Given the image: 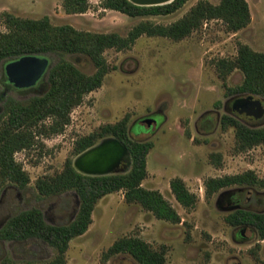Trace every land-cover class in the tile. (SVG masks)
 I'll use <instances>...</instances> for the list:
<instances>
[{"label": "rangeland", "instance_id": "rangeland-1", "mask_svg": "<svg viewBox=\"0 0 264 264\" xmlns=\"http://www.w3.org/2000/svg\"><path fill=\"white\" fill-rule=\"evenodd\" d=\"M63 1L0 0V13L8 11L33 19L49 16L55 25L69 24L81 31L117 32L126 36L141 20L173 23L199 0H190L168 16L137 18L104 9L101 0H90L91 7L86 13L68 14ZM208 1L218 4L220 0ZM247 1L254 20L236 33L227 31L222 21L211 20L182 40L143 35L131 49L106 50L109 73L102 86L87 94L83 103L72 110L65 130L58 135H38L31 149L15 154L16 160L30 174L31 182L26 188L9 184L1 192L0 228L11 216L33 207L40 208L49 223L72 221L79 207L78 195L68 191L51 197L41 196L35 181L40 176L61 171L67 158L75 160L77 156L72 155V151L78 138L129 116L131 136L154 142L143 186L160 191L176 208L182 222L174 224L158 219L140 204L128 203L123 191L108 194L97 203L88 231L70 242L68 264H139L123 253L104 263L103 254L124 236H139L155 249L165 245L167 264H264V240H260L251 227H234L227 223L226 216L235 209L224 210L218 205L224 195L237 192L245 209L264 211V188L230 186L209 199L205 188V180L210 177L248 170L264 178V146L238 152L234 129L223 130L220 120L225 114L236 115L231 107L224 110V105L231 100L232 106V99L234 101L238 95L228 94V88L239 85L244 75L234 70L224 82L216 68L217 60L233 58L239 43L264 52V0ZM0 29L6 30L1 20ZM23 56L4 60L5 66L1 64L0 99L27 100L47 90L44 89L48 86L45 73L36 80L39 75L28 66L14 65ZM49 56L53 65L60 59L56 54ZM64 57L87 74L96 70L86 55L66 54ZM254 97L257 102H264L263 97ZM3 110L4 103L0 101V116ZM149 117L156 123L145 124ZM248 123L263 126L264 114L260 120ZM212 153L222 155L220 167L211 159ZM123 162L124 166L113 171L127 172L132 162ZM175 177L182 178L198 196L195 208L186 210L176 200L170 187ZM258 243L260 248L256 249ZM54 253L50 245L39 239L0 240V264L6 257L20 264L30 260L43 262L53 258Z\"/></svg>", "mask_w": 264, "mask_h": 264}, {"label": "trees", "instance_id": "trees-1", "mask_svg": "<svg viewBox=\"0 0 264 264\" xmlns=\"http://www.w3.org/2000/svg\"><path fill=\"white\" fill-rule=\"evenodd\" d=\"M190 0H172L164 4L141 5L134 0H101L104 9L114 10L130 17L168 16L183 8ZM68 14H83L90 7V0H64ZM6 30L0 29V67L2 61L28 54H56L60 59L49 70L47 89L27 100L9 97L0 116V195L9 184L26 188L30 174L15 158L22 150L31 149L38 135L61 134L71 121V112L81 105L87 94L97 90L109 73L105 52L131 49L143 35L166 37L175 41L191 35L211 20L222 21L229 32H238L252 21L247 0H220L218 4L199 0L177 21L170 24L153 20H141L126 36L117 32L98 33L81 31L69 24L55 25L49 16L39 19L23 18L8 11L0 13ZM66 54H83L94 63L96 70L87 74L74 63L65 59ZM219 77L225 82L234 70H240L244 78L239 85L228 88L230 95H254L264 98V52L256 51L245 43H239L233 58H220L216 62ZM43 89V90H44ZM50 121V123H48ZM223 130L235 131V149L246 152L256 146H264V125L253 126L237 115L225 114L221 118ZM113 138L127 148L131 168L124 173L87 175L76 169L74 158H67L61 171L40 176L35 187L41 196L51 197L74 191L79 198L76 216L66 224L49 223L40 208L33 207L11 216L0 228V240L26 241L39 239L54 249V256L43 262L26 261V264H68L67 252L70 242L85 234L93 222V212L104 196L123 191L128 203H138L155 217L174 224L182 222L176 208L158 190L147 189L143 181L148 177L147 160L154 142L138 140L131 136L129 116L116 123L101 126L97 131L78 138L72 155L78 156L95 146L99 140ZM216 166L222 165V155L212 153ZM230 186L264 188V178L253 170L239 174L210 177L205 180L206 198ZM176 200L186 209L197 206L198 196L189 190L185 181L175 177L170 182ZM230 225L253 228L260 240H264V212L238 209L229 213ZM260 248V243L256 249ZM168 248L155 249L139 236H124L103 254L106 263L112 256L129 254L139 264H167ZM254 252V251H253ZM257 257V254H256ZM2 264H20L11 257Z\"/></svg>", "mask_w": 264, "mask_h": 264}, {"label": "water", "instance_id": "water-1", "mask_svg": "<svg viewBox=\"0 0 264 264\" xmlns=\"http://www.w3.org/2000/svg\"><path fill=\"white\" fill-rule=\"evenodd\" d=\"M171 1L172 0H134L135 3L141 5L164 4ZM23 64L32 69L33 72L35 71V74L39 75L36 80L39 79L44 73L46 74V78L49 74L50 68L53 66V63L51 64L50 56L45 54L24 55L20 61H16L14 63V65H18L21 68ZM32 84H35V82H32ZM249 101H254V103L238 113L239 117L248 120L259 119L263 115L262 110H264V108L261 102H255L254 95H247L244 98L238 99L237 104H245ZM148 123L151 124V120H149ZM148 123L146 122L145 124L148 125ZM121 161H126L129 163L131 162L129 151L119 140L108 138L78 155L74 160V166L77 170L84 174L102 176L118 173L117 171L114 172L113 170L118 167ZM219 202L218 205L220 206ZM220 208L224 210L234 209L232 207L223 206H220Z\"/></svg>", "mask_w": 264, "mask_h": 264}, {"label": "flooded vegetation", "instance_id": "flooded-vegetation-1", "mask_svg": "<svg viewBox=\"0 0 264 264\" xmlns=\"http://www.w3.org/2000/svg\"><path fill=\"white\" fill-rule=\"evenodd\" d=\"M8 60H6V62H7ZM6 62H4V61H2V63L1 64H3L4 66H5V64H6ZM8 87V86H7ZM4 98H5V93H3V95H2ZM245 96H243V95H238V96H236L235 98H234V101H233V99H232V106H230L231 104H230V101L231 100H228L226 103H225V105H224V110H227L229 107H231V111L233 112V113H236V115L237 116H239L238 115V113H240L241 111H243L246 107H248V106H250V105H252L253 103H254V101L252 102H248V103H245V104H237V100L238 99H240V98H244ZM7 99H0V101L1 102H3V103H5V101H6ZM255 102H257V100H255ZM262 106H263V108H264V102L262 103ZM263 111V114H264V110H262ZM233 115H235V114H233ZM222 116V115H221ZM242 120H244L245 122H253L254 120H248V119H245V118H242V117H240ZM261 118V117H260ZM260 118L259 119H256L257 121L258 120H260ZM149 120H151V123H156V121L155 120H153L151 117H149L146 121H147V123L149 122ZM220 120H221V117H220ZM219 120V121H220ZM249 124V123H248ZM148 125H150V123H148ZM124 162L123 161H121L120 162V165H118V168L119 167H121V166H124ZM239 195V193H229V194H226V195H224V199L222 200V201H220L219 203H220V206H223V207H232V208H234L235 210H238V209H245V203L243 202V199H240L241 197H237ZM233 209V210H234ZM252 211H254V210H252ZM257 212H264V211H257Z\"/></svg>", "mask_w": 264, "mask_h": 264}, {"label": "crops", "instance_id": "crops-1", "mask_svg": "<svg viewBox=\"0 0 264 264\" xmlns=\"http://www.w3.org/2000/svg\"><path fill=\"white\" fill-rule=\"evenodd\" d=\"M250 10H251V8H250ZM252 15V14H251ZM254 20V18H253V16H252V21ZM252 21H251V23H252ZM249 25H251V24H249Z\"/></svg>", "mask_w": 264, "mask_h": 264}]
</instances>
